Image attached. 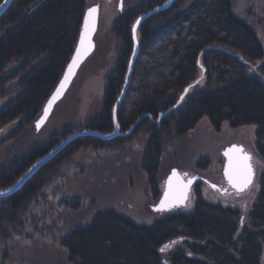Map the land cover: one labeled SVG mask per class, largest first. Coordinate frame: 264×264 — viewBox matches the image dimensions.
Instances as JSON below:
<instances>
[{
    "label": "trees",
    "instance_id": "obj_1",
    "mask_svg": "<svg viewBox=\"0 0 264 264\" xmlns=\"http://www.w3.org/2000/svg\"><path fill=\"white\" fill-rule=\"evenodd\" d=\"M90 1L13 0L1 16L0 97L18 95L0 108V135L15 125L0 139V145L23 131L35 130L34 122L73 54ZM164 1L151 0L114 22L117 58L105 76L100 113L84 125L52 134L46 142L29 147L0 166V190L13 185L68 135L82 130L106 134L113 131L112 109L132 53L131 25L138 15ZM181 5L182 1L176 0L167 11L152 16L138 29L139 52L116 112L120 132L133 127L130 135L110 141L93 136L73 140L20 190L0 199V239L27 226L24 215L29 205L58 167L81 149L101 151L145 135L148 143L142 168L149 184L154 185L165 140L184 136L206 118L215 129L223 123L231 128L254 125L255 156L264 162V83L260 79L264 78V67L260 76L249 66L264 59L257 35L234 16L231 0H198L184 11ZM201 53L203 82L179 108L156 122L200 77L197 63ZM12 63H19L18 68L6 74L5 69ZM198 166L206 167L201 163ZM194 190L196 200L191 212L173 210L150 224H137L113 209H105L96 212L87 224L66 232L60 245L74 264H261L264 170L245 219L238 208L205 201L197 183ZM67 203L73 208L79 205L77 201Z\"/></svg>",
    "mask_w": 264,
    "mask_h": 264
},
{
    "label": "rangeland",
    "instance_id": "obj_2",
    "mask_svg": "<svg viewBox=\"0 0 264 264\" xmlns=\"http://www.w3.org/2000/svg\"><path fill=\"white\" fill-rule=\"evenodd\" d=\"M149 1L121 0V10L120 0L89 2V7H99L93 53L80 67L68 91L39 131H23L0 145V166L29 147L46 142L52 134L67 127L84 125L100 113L105 76L117 58L113 24L119 17ZM181 1V10L184 11L198 0ZM231 5L234 16L254 31L264 51V0H231ZM18 66L19 63L10 64L5 73H12ZM249 66L252 72L261 76L264 59ZM17 95L16 92L0 97V108ZM14 127V124L7 127L0 139L9 135ZM255 131L254 125L231 128L227 123L215 129L206 118L201 119L184 136L165 140L154 185L149 184L142 168L143 153L148 143L145 135H137L122 146L75 152L58 167L39 197L29 205L24 215L27 226L8 232V237L0 239V264H74L59 240L70 229L87 224L96 212L105 209H113L137 224L152 223L167 213L154 212L152 207L159 200L165 179L172 169L188 177L203 178L205 181L197 183V187L205 201L238 208L242 219H245L256 199L260 173L264 170V162L255 156ZM232 144L243 146L254 158L255 178L245 192L224 194L225 190H220L226 185L222 176V151ZM198 163L206 167L200 168ZM195 200L196 192L192 188L186 205L178 211L191 212ZM67 201H77L78 208L71 207ZM260 263L264 264V245Z\"/></svg>",
    "mask_w": 264,
    "mask_h": 264
},
{
    "label": "water",
    "instance_id": "obj_3",
    "mask_svg": "<svg viewBox=\"0 0 264 264\" xmlns=\"http://www.w3.org/2000/svg\"><path fill=\"white\" fill-rule=\"evenodd\" d=\"M175 1L176 0H166L162 2L161 4L149 9L148 11L139 15L131 26V39H132V44H133L132 53L130 55V59L128 62L127 71H126L122 90L112 109L113 131L109 134H106V133H100L97 131L82 130V131H77V132H74L68 135L61 142H59L54 148L49 150L42 157H40L37 161H35L18 178V180L13 185L7 187L6 189L0 190V199L9 197L13 195L14 193H16L18 190H20L30 178H32L44 165H46L51 159L57 156L68 144H70L76 138L85 137V136H93L103 141H110L117 136H129L130 135L133 127H131L125 133L120 132L119 126L116 121V112L125 96L126 90L130 82L131 74L133 71L134 62L139 52L138 29L144 21L148 20L152 16L162 13L164 11H167L173 5ZM12 2L13 0H3L0 3V18L9 8ZM93 8H95L96 11L91 16H89V10ZM119 10H121V0L119 3ZM98 15H99V7L97 5L91 6L86 9L84 13L82 25H81L79 37H78L76 46L74 48L73 54L68 64L66 65L63 71V74L60 80L58 81L55 89L53 90V92L47 99L46 103L44 104L41 114L34 122V128L36 131H39L45 125L55 105L64 97V95L68 91L80 67L93 53L95 49L94 36H95V33L97 31V26H98ZM86 17H88V21H89L88 32H87L86 39L84 40V43L82 45L80 38H81V34L85 32L84 21ZM137 21H139V23H137ZM134 28H135V32L133 31ZM78 49H79V54H77ZM202 54L203 53L200 54L198 58V63H197L198 68L200 69V73H201L200 77L183 90L182 94L179 96L176 103L172 107H170L168 110H166L164 113H161L158 116V118L155 120L156 122H159L162 118L166 117L167 114L179 108L184 102V100L186 99V97L190 94V92L196 86L201 85V83L204 80V75H205V69L203 68L202 63H201ZM228 54L238 57V59L243 62V59L240 56L235 55L234 53L230 51H228ZM70 66H71V70H69ZM260 79L264 83V78L260 77ZM222 156L224 158L222 176L226 182L227 187L236 193L245 192L252 185L254 178H255V170L251 162V155L244 150L243 146L232 144L226 147L222 151ZM244 157H248L249 159L245 161ZM245 164L251 166V171H252L251 182L248 184L247 187L243 188L242 190H238L236 187L233 186V182H230L229 177L231 176L233 178V181H238L239 179H241L246 172L245 167H244ZM173 173H175L176 175L173 176ZM170 180H171V186L169 185ZM199 180H202L201 177L199 176L188 177L185 174H181L177 169H172L165 179L164 190L159 200L157 201L156 205L152 207V210L154 212H170L172 210L180 209L184 207L189 199L193 185ZM211 187L213 189H219V187L217 186H211Z\"/></svg>",
    "mask_w": 264,
    "mask_h": 264
},
{
    "label": "snow or ice",
    "instance_id": "obj_4",
    "mask_svg": "<svg viewBox=\"0 0 264 264\" xmlns=\"http://www.w3.org/2000/svg\"><path fill=\"white\" fill-rule=\"evenodd\" d=\"M95 11H96L95 8L90 9L89 10V16H91ZM137 23H139V21H137ZM88 24H89L88 17H86L85 21H84L85 32L81 34V38H80L82 45H83L84 40L86 39V36H87ZM133 31L135 32V28L133 29ZM77 54H79V49L77 50ZM69 70H71V66H70ZM226 155H227V153H226ZM244 159H245V161H247L249 158L244 157ZM244 167H245L246 172L241 179H239L238 181H233V178L231 176L229 177L230 182H233V186L236 187L238 190H242L243 188L247 187L248 184L251 182V176H252L251 166L245 164ZM175 175L176 174L173 173V176H175ZM169 185L171 186V180L169 181ZM165 247H167V246H165ZM163 250L164 249H161V251H163Z\"/></svg>",
    "mask_w": 264,
    "mask_h": 264
},
{
    "label": "flooded vegetation",
    "instance_id": "obj_5",
    "mask_svg": "<svg viewBox=\"0 0 264 264\" xmlns=\"http://www.w3.org/2000/svg\"><path fill=\"white\" fill-rule=\"evenodd\" d=\"M203 181H205V180H202V181H199V182L202 183ZM199 182H198V183H199ZM220 190H225L224 194H225L226 192H232V191L227 187V185H225L224 188H223V187L220 188ZM220 190H219V191H220Z\"/></svg>",
    "mask_w": 264,
    "mask_h": 264
}]
</instances>
